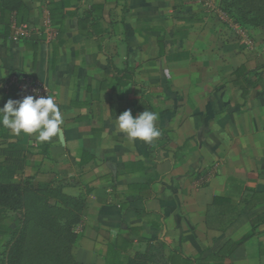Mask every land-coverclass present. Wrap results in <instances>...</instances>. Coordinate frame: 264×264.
<instances>
[{
    "label": "crops",
    "instance_id": "crops-1",
    "mask_svg": "<svg viewBox=\"0 0 264 264\" xmlns=\"http://www.w3.org/2000/svg\"><path fill=\"white\" fill-rule=\"evenodd\" d=\"M237 15L232 0H0V108L28 77L64 117L48 142L0 127V182L55 179L83 201L74 262L264 264V25ZM126 110L158 113L160 137H127Z\"/></svg>",
    "mask_w": 264,
    "mask_h": 264
},
{
    "label": "trees",
    "instance_id": "trees-1",
    "mask_svg": "<svg viewBox=\"0 0 264 264\" xmlns=\"http://www.w3.org/2000/svg\"><path fill=\"white\" fill-rule=\"evenodd\" d=\"M232 2L236 6L239 23L250 27L264 25V0H232ZM50 190L49 184L34 185L29 180L23 183L0 182V215L7 212L20 215L19 226L15 231L2 230L0 224V233L12 237L6 247L3 264H79L72 260L70 248L75 239L80 238L79 235L74 236L71 230V225L77 224L82 216L83 201L80 198L65 195V192L60 193L66 203L72 204L68 215L70 219L66 221L67 227L50 219L52 217L48 216L50 215L48 211L34 219L30 217L31 196ZM43 205L44 209L48 208L47 202ZM149 263L148 253L135 254L122 262V264ZM105 264H109L107 260Z\"/></svg>",
    "mask_w": 264,
    "mask_h": 264
},
{
    "label": "clouds",
    "instance_id": "clouds-1",
    "mask_svg": "<svg viewBox=\"0 0 264 264\" xmlns=\"http://www.w3.org/2000/svg\"><path fill=\"white\" fill-rule=\"evenodd\" d=\"M4 78L3 74L0 79ZM159 114L145 110L133 117L131 110H126L116 118L119 130L133 141L151 143L161 132L156 126ZM64 117L59 105L51 95H28L22 100L9 99L0 108V127L14 135L32 136L39 142H48L62 132Z\"/></svg>",
    "mask_w": 264,
    "mask_h": 264
},
{
    "label": "rangeland",
    "instance_id": "rangeland-1",
    "mask_svg": "<svg viewBox=\"0 0 264 264\" xmlns=\"http://www.w3.org/2000/svg\"><path fill=\"white\" fill-rule=\"evenodd\" d=\"M66 184L69 185V182L67 180H64ZM61 183L58 180L53 179L52 182H50L51 190L47 192H43L41 194H34L31 196V202L29 204V209H30V217L31 219L36 218L39 216L41 213H47L46 211L49 212L50 219L57 221L61 226L67 227L68 224L66 221H68L70 218L68 217L69 211L72 208V204L66 203L67 201L61 197V192L56 190L57 189V184ZM67 195V193H65ZM71 195V194H69ZM68 195V196H69ZM47 202V207L49 208H43L44 205ZM65 204V205H64ZM46 206V205H45ZM66 206L69 208H66ZM74 226L71 225V230ZM152 258V253L149 254V259L150 263L149 264H156L151 260Z\"/></svg>",
    "mask_w": 264,
    "mask_h": 264
},
{
    "label": "built area",
    "instance_id": "built-area-1",
    "mask_svg": "<svg viewBox=\"0 0 264 264\" xmlns=\"http://www.w3.org/2000/svg\"><path fill=\"white\" fill-rule=\"evenodd\" d=\"M29 31L27 25H22L15 29V33L12 37V40H18L19 37L24 35ZM9 86L12 87V90L17 96V100H22L25 96L28 95H37V96H47L50 95L47 87L33 78H13L9 83Z\"/></svg>",
    "mask_w": 264,
    "mask_h": 264
}]
</instances>
